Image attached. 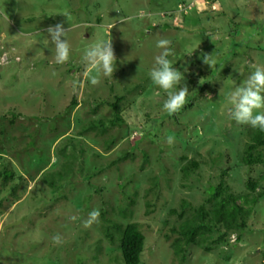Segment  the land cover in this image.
Segmentation results:
<instances>
[{"label": "rangeland", "instance_id": "1", "mask_svg": "<svg viewBox=\"0 0 264 264\" xmlns=\"http://www.w3.org/2000/svg\"><path fill=\"white\" fill-rule=\"evenodd\" d=\"M261 9L264 0H0V171L14 176L0 183V264H124L120 239L131 222L145 236L140 264H264V196L244 232L198 237L183 261L171 232L194 208H211L205 190L221 179L237 195L264 191V165L240 163L249 125L230 118L220 95L239 86L252 64L264 66ZM58 23L71 27L63 65L54 62L47 33ZM158 38L171 41L169 59L185 73L178 87L186 83L192 93L202 79L207 89L154 130L149 117L166 113L167 99L148 75ZM108 39L116 69L94 86L83 52ZM203 53L213 54L214 69ZM115 96L124 122L113 126ZM193 159L198 168L183 178L181 167ZM183 201L191 208L180 218ZM93 209L99 219L86 228ZM56 233L62 244L52 242Z\"/></svg>", "mask_w": 264, "mask_h": 264}, {"label": "trees", "instance_id": "2", "mask_svg": "<svg viewBox=\"0 0 264 264\" xmlns=\"http://www.w3.org/2000/svg\"><path fill=\"white\" fill-rule=\"evenodd\" d=\"M212 71H210V75H213ZM206 85L207 83L200 84L199 88H196L192 93H189L187 96V103L180 109V111L186 108L190 109L196 105L207 89ZM120 100H122L121 97L115 96V101L110 104L114 113L108 121L113 126L120 125L124 122L120 113ZM177 114L178 112L173 115L164 113L163 115L157 114L153 117L150 116V123L152 124L150 127L152 128L154 126L153 129L155 130L157 128V123L165 118L175 117L178 119ZM98 124L104 127V121H91L89 126L95 127L98 126ZM246 131L248 139L245 142L243 151L240 155V163L245 166L256 164L264 165V132L259 129H254L251 126H248ZM146 135L147 134H143V136H140V139L144 138ZM198 165V161L194 159L184 164L181 167L183 178L188 177L191 172L198 168ZM226 174L227 172L225 171L223 175ZM13 178L14 176L8 175V170L6 168H3V170L0 171V183L5 184L8 180L11 181ZM49 181V183L53 185V182L51 180ZM257 184L256 181L250 180L247 185L251 190H255L258 186ZM10 188L9 194L15 196L17 189L16 185L11 186ZM228 188L229 187L224 179H221L216 185L209 186L205 190L207 195L205 203H212L211 208L207 209L205 206L206 204L194 208L193 213L189 218L183 219L177 228L174 227L171 229L172 233H178L172 241V247L175 255L180 257V260L183 261L185 259L186 247L188 245L193 243L198 244L199 240H196V238L205 236L207 233H211L215 229L220 232L217 241L224 239V236L230 231L244 232L247 219L257 205L258 198L264 196V191L249 197L248 194L241 196L229 192ZM187 207L191 208L190 203L183 201L182 210L178 214L180 218L183 217L184 211ZM170 212L177 213V210L171 209ZM221 229L224 231L221 232ZM144 244L145 236L139 225L135 222L126 224L122 230L119 246L124 264H140ZM205 249L210 250V246H205Z\"/></svg>", "mask_w": 264, "mask_h": 264}, {"label": "clouds", "instance_id": "3", "mask_svg": "<svg viewBox=\"0 0 264 264\" xmlns=\"http://www.w3.org/2000/svg\"><path fill=\"white\" fill-rule=\"evenodd\" d=\"M261 19H264V9H261ZM70 21L67 13L63 14ZM129 18L121 17L120 20L126 22ZM115 25H113L114 27ZM71 30L65 29L62 23L49 26L48 36L54 48L51 50L53 60L56 64L63 65L70 58L71 45L68 41V33ZM156 48L159 53L154 57V64L148 75L154 85L162 89L167 94V99L163 103V110L173 115L180 111L187 103L189 88L186 83L182 87V81H185V73L175 68L169 56L173 55L171 41L167 38H158ZM203 63L215 68L216 62L213 54L203 53ZM82 61L85 65L84 76L92 85H99L101 77L112 78L116 69V55L113 49L112 39L95 41L84 49ZM253 70L244 79V81L231 90L224 92L222 88L220 95L224 96L226 105H228V114L237 124L249 125L254 129L264 132V66L252 64ZM55 75V73H53ZM202 83V79L200 81ZM166 142L169 145L174 143V137L168 136ZM100 216L99 209H93L88 213V217L83 221L84 227H91L97 222ZM75 220L76 217H69ZM54 244H62L64 238L60 233L52 236Z\"/></svg>", "mask_w": 264, "mask_h": 264}]
</instances>
